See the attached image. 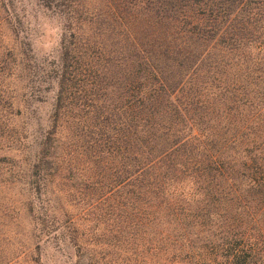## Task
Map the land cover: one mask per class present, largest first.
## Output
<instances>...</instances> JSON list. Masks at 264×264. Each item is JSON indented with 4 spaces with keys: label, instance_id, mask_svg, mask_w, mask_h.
<instances>
[{
    "label": "trees",
    "instance_id": "obj_1",
    "mask_svg": "<svg viewBox=\"0 0 264 264\" xmlns=\"http://www.w3.org/2000/svg\"><path fill=\"white\" fill-rule=\"evenodd\" d=\"M39 1L65 18L74 40L64 39L53 70L49 128L24 152L18 178L31 237L68 230L82 248L74 218L54 214L62 192L54 189L74 181L68 190L96 195L112 241L135 257L235 260L264 210V0ZM65 124L68 150L57 141Z\"/></svg>",
    "mask_w": 264,
    "mask_h": 264
},
{
    "label": "rangeland",
    "instance_id": "obj_2",
    "mask_svg": "<svg viewBox=\"0 0 264 264\" xmlns=\"http://www.w3.org/2000/svg\"><path fill=\"white\" fill-rule=\"evenodd\" d=\"M9 11L13 12L12 18ZM67 28L65 18L43 7L39 0H0V66L7 68L0 77L4 97L0 103V264H38L36 259L40 264H166L133 256L123 241L115 244L112 229L99 220L100 210L94 209L97 196L69 191L74 181L64 182L66 188H53L55 193L62 190L60 208L54 214L61 219L63 215L74 218L70 229L82 248L70 242L68 230L63 236L65 230H61L56 239L31 237L35 226L18 178L27 168L29 155L25 157L24 152L51 123L57 92L53 70L61 63L64 39L74 40L69 39ZM85 31L83 37L90 35ZM21 66L45 75V83H30L32 79L22 74ZM71 129L69 124L59 128L60 149L68 150L72 145ZM261 143L258 137L259 165L264 164ZM73 167L84 168L79 161ZM75 180L81 182L77 177ZM254 217L256 223H252L249 239L238 245V257L231 260L226 255L221 264H264V210L258 207Z\"/></svg>",
    "mask_w": 264,
    "mask_h": 264
}]
</instances>
